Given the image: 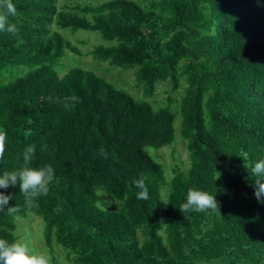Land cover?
<instances>
[{
	"label": "trees",
	"instance_id": "trees-1",
	"mask_svg": "<svg viewBox=\"0 0 264 264\" xmlns=\"http://www.w3.org/2000/svg\"><path fill=\"white\" fill-rule=\"evenodd\" d=\"M12 2L19 32L0 31V174L35 145L30 166L52 165L54 180L31 210L19 184L0 189L21 209L0 212V238L17 240L16 218L34 214L53 264L55 244L69 264H264L251 174L264 155V0ZM68 54L133 70L141 96L88 68L60 75ZM177 133L189 165L167 171L146 147H174ZM189 188L215 194L222 215L182 214Z\"/></svg>",
	"mask_w": 264,
	"mask_h": 264
},
{
	"label": "clouds",
	"instance_id": "clouds-1",
	"mask_svg": "<svg viewBox=\"0 0 264 264\" xmlns=\"http://www.w3.org/2000/svg\"><path fill=\"white\" fill-rule=\"evenodd\" d=\"M16 6L12 0H0V31H6L12 35H17L19 28L17 24L10 22V17L16 16ZM8 132L0 127V161L4 158L6 151ZM35 145H28L24 148L22 164L18 169L4 171L0 174V189L7 190L10 186L15 187L19 184V191L25 198V207L28 210L38 207L37 198L46 195L49 191V185L54 180V168L50 164L40 167H31L30 164L35 156ZM251 174L255 177L253 187L256 200L264 204V155H261L251 167ZM221 173L217 171L215 180L220 179ZM148 177L143 173L134 181L136 188L139 189L137 198L141 200L148 199V187L146 181ZM13 199L11 193L5 194L0 191V212L5 209L9 215L18 213L21 209L16 206H10L9 201ZM165 204L169 203L163 201ZM220 201L216 195L207 191L189 188L187 190L186 202L182 203L179 210L182 214L194 212H219ZM221 214V213H220ZM222 215V214H221ZM0 264H52V258L49 254L40 251L35 247L29 236L9 242L0 238Z\"/></svg>",
	"mask_w": 264,
	"mask_h": 264
},
{
	"label": "rangeland",
	"instance_id": "rangeland-1",
	"mask_svg": "<svg viewBox=\"0 0 264 264\" xmlns=\"http://www.w3.org/2000/svg\"><path fill=\"white\" fill-rule=\"evenodd\" d=\"M94 34L95 33L93 32H87L83 30H79L75 33L76 36L77 35L90 36L93 38H94L93 36ZM104 65L98 61H93L88 57L78 58L72 54H68L57 66V71L60 75H63L70 67L78 66V67L88 68L91 69L92 71L97 72L99 75L106 77V79L111 81L113 84L130 90V92H133V94L136 97L139 98L141 96L140 90L134 88L132 85V81L134 78L132 74L133 70L131 69L111 70L106 68L107 66L105 63ZM165 89L166 87L164 85L158 86L157 94L155 98L152 99V103L154 106H159L164 103ZM176 137L178 140L175 143L174 147L164 146L158 149L151 146L146 147L147 152L154 158L156 156L158 160L163 163L167 171H170V165L172 164V162L178 163L182 168H186L189 165L188 149L186 146V142L185 140L180 138L178 133L176 134ZM16 222L18 224L17 230L15 231V234L17 235V239H21L25 236H29L35 247H37L40 251L49 254L47 248L44 245V240H43L44 223L40 217L35 216L34 214H28L26 217H17ZM55 247L54 249H56L57 251L55 255L58 261L61 264H69V262L67 261V259H65L64 254L61 251L63 249L57 244H55Z\"/></svg>",
	"mask_w": 264,
	"mask_h": 264
}]
</instances>
